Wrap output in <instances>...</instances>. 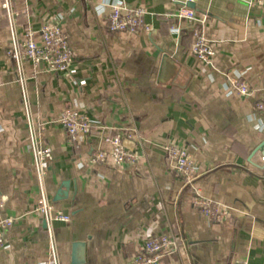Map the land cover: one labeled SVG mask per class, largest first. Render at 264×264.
Listing matches in <instances>:
<instances>
[{
  "label": "crops",
  "instance_id": "obj_1",
  "mask_svg": "<svg viewBox=\"0 0 264 264\" xmlns=\"http://www.w3.org/2000/svg\"><path fill=\"white\" fill-rule=\"evenodd\" d=\"M187 0H123L145 9L151 31L111 32L101 0H15L19 31L56 23L75 55L71 73L24 63L27 101L39 143L52 153L46 188L56 210L60 264H128L147 238L172 233L178 250L161 264H264V8L251 0H192L206 15L202 31L214 51L212 66L192 56L193 23L171 16ZM115 0H110L114 3ZM246 3V4H245ZM172 29H177L174 31ZM9 31L0 9V264H37L48 256L44 224L34 212L37 189L26 114L7 55ZM241 74L251 96L228 95L227 77ZM84 113L90 134L69 143L59 117ZM131 132L123 144L133 164L89 161L107 149L104 135ZM138 135V137H137ZM136 136V137H135ZM184 147L198 175L173 169L165 147ZM229 209L215 222L193 203Z\"/></svg>",
  "mask_w": 264,
  "mask_h": 264
},
{
  "label": "built area",
  "instance_id": "obj_2",
  "mask_svg": "<svg viewBox=\"0 0 264 264\" xmlns=\"http://www.w3.org/2000/svg\"><path fill=\"white\" fill-rule=\"evenodd\" d=\"M188 2H192V0H187L186 3ZM251 2L264 8V0H251ZM0 9L9 31L7 55L14 64L16 81L26 114L29 149L32 155V169L37 189L33 211L39 213L41 216L44 224V235L48 245L47 259L37 264H60L55 244L53 223H68L70 217L56 210L48 197L46 174L48 163L52 161V153L48 148L43 147L39 143L35 125L30 117L26 88L27 75L24 63L29 62L35 69L41 67L47 71L68 74L72 71L75 55L70 47L68 36L61 30L58 24L46 22L37 30L25 28L20 32L17 17L20 14L26 16L27 9L18 10L15 6V0H0ZM144 14L145 9L143 7L129 8L123 3L122 7L109 6L104 22L107 29L111 32L134 34L143 31L149 33L151 28L144 23ZM171 16L178 20L193 23L192 43L189 51L194 58L204 65L212 66L214 51L202 31V26L207 16L204 14L197 15L193 8L186 5L178 8ZM172 30L177 31V29ZM226 79L225 87L228 95L251 96V90L241 80L240 73H236ZM257 108L264 110V100L257 104ZM59 123L65 130L69 143L72 144L87 137L91 132V123L88 117L75 109L63 110L59 117ZM124 137L132 139L134 136L128 131L123 135H104L102 141L107 145V149H94L91 152L89 161L91 163L112 162L116 167L133 164L136 160V154L123 144L122 139ZM165 151L173 163L174 171L180 177L186 181H191L198 175L199 168L194 164L184 147L168 145L165 147ZM3 206L4 198L0 196V210ZM193 206L204 218L210 221L221 222L229 215L228 208L219 205L212 206L200 198L194 201ZM13 223L14 220L11 218L0 219V247L5 246L3 233ZM179 246V239L172 233H162L157 237L147 238L142 242L137 253L128 264H161L163 258L175 253Z\"/></svg>",
  "mask_w": 264,
  "mask_h": 264
},
{
  "label": "clouds",
  "instance_id": "obj_3",
  "mask_svg": "<svg viewBox=\"0 0 264 264\" xmlns=\"http://www.w3.org/2000/svg\"><path fill=\"white\" fill-rule=\"evenodd\" d=\"M111 6V7H122L123 6V0H115L114 3H110V0H101L100 4L97 7V11L99 13H103L105 10V7ZM250 121H254V129L257 131H264V120L257 119L255 117H250Z\"/></svg>",
  "mask_w": 264,
  "mask_h": 264
},
{
  "label": "water",
  "instance_id": "obj_4",
  "mask_svg": "<svg viewBox=\"0 0 264 264\" xmlns=\"http://www.w3.org/2000/svg\"><path fill=\"white\" fill-rule=\"evenodd\" d=\"M246 4V3H245ZM186 6H188V7H194V5L191 3V2H188V3H186ZM264 155V154H263Z\"/></svg>",
  "mask_w": 264,
  "mask_h": 264
}]
</instances>
